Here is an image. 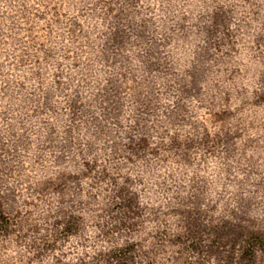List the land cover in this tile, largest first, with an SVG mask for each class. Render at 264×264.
Here are the masks:
<instances>
[{
	"label": "rangeland",
	"instance_id": "374dc122",
	"mask_svg": "<svg viewBox=\"0 0 264 264\" xmlns=\"http://www.w3.org/2000/svg\"><path fill=\"white\" fill-rule=\"evenodd\" d=\"M0 264H264V0H0Z\"/></svg>",
	"mask_w": 264,
	"mask_h": 264
}]
</instances>
